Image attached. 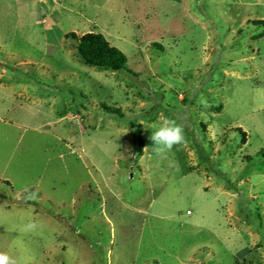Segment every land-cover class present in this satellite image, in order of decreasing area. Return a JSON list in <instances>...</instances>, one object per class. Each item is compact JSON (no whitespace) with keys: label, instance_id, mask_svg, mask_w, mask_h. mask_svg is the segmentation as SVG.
<instances>
[{"label":"rangeland","instance_id":"rangeland-1","mask_svg":"<svg viewBox=\"0 0 264 264\" xmlns=\"http://www.w3.org/2000/svg\"><path fill=\"white\" fill-rule=\"evenodd\" d=\"M262 20L264 0H0V251L264 264ZM70 31L101 32L125 66L84 62ZM165 118L186 142L160 156Z\"/></svg>","mask_w":264,"mask_h":264},{"label":"trees","instance_id":"trees-1","mask_svg":"<svg viewBox=\"0 0 264 264\" xmlns=\"http://www.w3.org/2000/svg\"><path fill=\"white\" fill-rule=\"evenodd\" d=\"M68 35L76 39L77 53L84 62L112 70H121L125 66L127 59L125 53L116 45L109 43L101 32L86 31L77 35L75 31H70ZM105 108L111 112L118 111L115 107ZM139 143H142L141 137ZM214 170L216 174H221L217 169ZM0 195L5 198L8 197L2 190H0Z\"/></svg>","mask_w":264,"mask_h":264},{"label":"clouds","instance_id":"clouds-1","mask_svg":"<svg viewBox=\"0 0 264 264\" xmlns=\"http://www.w3.org/2000/svg\"><path fill=\"white\" fill-rule=\"evenodd\" d=\"M151 128L154 131L150 139L153 141V150L157 155L166 156L175 146L186 142L184 125L173 118H165L158 125H153ZM24 191L27 193L25 199L39 200V189L33 191L25 188ZM36 228L37 224L35 222L25 225V231H34ZM0 264H18V261L11 253L0 251Z\"/></svg>","mask_w":264,"mask_h":264}]
</instances>
